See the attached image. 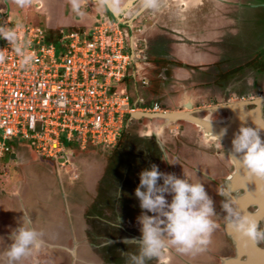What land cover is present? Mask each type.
<instances>
[{
	"label": "flooded vegetation",
	"instance_id": "af4514ba",
	"mask_svg": "<svg viewBox=\"0 0 264 264\" xmlns=\"http://www.w3.org/2000/svg\"><path fill=\"white\" fill-rule=\"evenodd\" d=\"M0 3L3 5L2 0ZM43 4L49 12L48 20L52 25L62 23L71 27L75 22H81L82 17L72 11L69 0H43ZM94 6L97 8L95 0H86L81 9L84 13L82 23L90 22L87 10L95 9ZM126 8L129 14L115 16V20L126 30L124 35L134 42L135 63L130 66L139 82L146 79L144 70L153 55L183 57L199 65V71L207 76L215 72L211 65L221 60L218 55L224 53L221 46L227 41L226 36L232 37V41L247 39L246 43L251 40L250 36L264 38L258 22L248 25L239 16L241 10L257 11L262 8L264 11L259 0H163L158 11L143 12L136 10V0H127ZM68 11L72 17H66ZM216 13H221V16H216ZM99 14L110 19L106 12L100 11L97 15ZM93 19L94 17L92 21ZM210 38L212 39L207 42L206 39ZM170 48H174V51ZM255 49L254 47L249 51L247 57H252ZM227 65L224 64L225 67ZM174 79L178 80V77ZM175 80L168 84H175ZM211 93L214 98L206 101ZM259 95H264V72L259 69H245L235 74L220 94L213 88H208L204 95H193L197 106L192 109L200 108L202 103L212 106L215 99L219 102L216 105H220L223 96L226 103L241 99L253 101ZM145 102L154 103L153 95H148ZM188 103L190 102L185 100L184 105ZM173 110H176V106ZM262 111L264 114V106ZM194 115L204 118L206 113L197 112ZM211 117L213 120L225 118L226 114L216 111ZM143 121L145 119L129 121L128 131L123 133L119 142L121 149L113 156L98 153L71 156L70 167L76 171L72 175L57 165L53 167L59 172L70 211H84L88 215L85 219L86 234L94 242L86 252L79 248L71 262L84 264L81 261L85 260L92 264H125L121 253L137 251L133 238L141 235L140 225L137 223L141 209L139 200L135 197V189L140 182L139 174L145 169L150 170L151 165L155 164L161 173L175 174L177 178H186L190 183L204 184L206 192L214 202L216 215L212 219L218 225L203 251L180 254L170 247L165 252L166 264H220L222 258L235 254L233 243L225 232V224L229 218L224 213L222 204L225 203L226 195L237 197L244 194L242 189H229L226 186L227 176L236 169L235 161L230 158L221 142L205 140L202 132L189 123L178 122L160 130V120L147 121L148 123ZM140 128H145L143 134L148 133L147 137L139 136ZM157 133L159 140L156 138ZM140 148L144 150L139 151ZM162 156L166 159H162ZM89 159L92 163L88 162ZM96 160L103 164L99 165ZM158 185H163V180L158 181ZM166 199L171 203L172 196L166 194ZM256 209L254 205L248 207L250 212ZM258 225L264 229V221ZM257 244L264 246V242ZM53 255V251H50L42 256L48 259L47 264H67L62 257ZM147 264L159 262L153 259Z\"/></svg>",
	"mask_w": 264,
	"mask_h": 264
},
{
	"label": "built area",
	"instance_id": "2783aa9c",
	"mask_svg": "<svg viewBox=\"0 0 264 264\" xmlns=\"http://www.w3.org/2000/svg\"><path fill=\"white\" fill-rule=\"evenodd\" d=\"M16 23L7 16L0 25ZM22 25L19 38L34 56L30 67L22 68L0 39V49H7L0 63V161L19 141L66 169L73 149H114L134 112L166 111L131 101L123 86L130 55L116 22L99 14L87 29L55 30L53 41L42 28Z\"/></svg>",
	"mask_w": 264,
	"mask_h": 264
},
{
	"label": "clouds",
	"instance_id": "9594fccd",
	"mask_svg": "<svg viewBox=\"0 0 264 264\" xmlns=\"http://www.w3.org/2000/svg\"><path fill=\"white\" fill-rule=\"evenodd\" d=\"M32 2L33 0H12L19 8L27 7ZM69 3L77 15L84 14L81 9L86 0H69ZM95 3L99 11L110 12L113 16L129 14L127 0H95ZM162 3L163 0H136V10L158 11ZM22 28L19 21L14 27L0 25V39L7 41L8 46L19 57L20 66L28 68L34 56L19 38ZM6 56L7 49H0V63ZM226 131L222 129L211 139L221 141ZM233 137L230 155L249 176L264 180V140L261 139L260 130L242 125ZM162 159L165 160L166 157L162 156ZM160 180H163V185H158ZM139 181L135 197L139 200L141 209V215L137 217L141 235L133 238L137 246L136 252L121 253L125 264H147L153 259L159 264H166L165 252L170 247L180 254L203 251L218 227L212 219L216 215L214 202L204 184L190 183L188 179L177 178L175 174L161 173L155 164L151 165L150 170L145 169L139 174ZM166 194L172 196L171 203L167 201ZM222 209L229 218L230 226L237 233L253 243L264 242V229L250 216L241 215L227 203L222 204ZM31 223V218L24 214L20 226L11 232L9 239L12 243L3 253L6 264H19L22 259L31 255L33 249L40 248L41 234L30 227Z\"/></svg>",
	"mask_w": 264,
	"mask_h": 264
},
{
	"label": "crops",
	"instance_id": "0c3cea01",
	"mask_svg": "<svg viewBox=\"0 0 264 264\" xmlns=\"http://www.w3.org/2000/svg\"><path fill=\"white\" fill-rule=\"evenodd\" d=\"M34 3L37 4L38 7L44 6L43 0H34ZM0 9L3 13L6 12L4 11L3 5ZM27 9L30 10L31 7L28 6ZM91 10L95 9L91 8ZM99 12L100 11L97 9V11L92 14L87 10L90 22L87 24L82 23L83 15H78L80 18L82 17L81 22H75L73 26H76L79 29L89 28L92 24V18ZM9 16L13 21H19L17 17H14L11 13ZM48 19L49 12L47 25L51 30H54V26ZM68 28L69 27L65 30H68ZM54 32L55 31H48L49 34H53ZM132 62L135 61L132 60ZM132 62L131 66L133 65ZM131 66L129 67V73L127 76L130 80L128 83H131L130 85H137V83H140L146 92L149 85L148 80L143 79L140 82L137 81L135 72L131 71ZM147 97L148 95H146V99ZM146 99L142 100L144 104H146ZM151 104L152 103L146 105ZM147 121L149 122V120L143 122L148 123ZM128 126L129 121L124 132L128 131ZM144 129L140 128L138 132L141 138L148 136V133L143 134ZM143 145L146 147L145 144ZM27 150L25 152L22 150L16 151L11 149V152L7 155L20 166L26 162L27 165L24 166H27V170L22 173V176L20 177L17 175L13 176L12 181L15 184L12 191L3 192V190H0V252L4 250L6 251L8 245L12 243L9 239L10 234L20 226L25 214L27 217L31 218L32 223L30 227L34 228L41 234L40 239L42 244L40 248L33 249L31 255H44L47 254V252L53 251V256H60L66 260L67 264H74L71 262V258L75 259V252L78 251L79 248H81V250L83 249L82 252H86V250H89V246L94 243L87 238L86 234L87 224L85 219L88 215L84 211L74 213L70 211L66 194L62 189L63 187L59 178V172L55 171L47 163H38L37 156H35L33 151H31L29 147H27ZM141 150L144 149L140 148L139 151ZM15 177H17V179L14 181ZM1 256H3V254ZM1 258L5 257L3 256ZM26 258L22 259L19 264H22ZM81 262L84 264H92L85 260H82Z\"/></svg>",
	"mask_w": 264,
	"mask_h": 264
},
{
	"label": "water",
	"instance_id": "95a60500",
	"mask_svg": "<svg viewBox=\"0 0 264 264\" xmlns=\"http://www.w3.org/2000/svg\"><path fill=\"white\" fill-rule=\"evenodd\" d=\"M109 15L110 20L116 22L120 27L121 31L126 32L125 29L115 20L110 12H106ZM140 13L138 12L137 15ZM126 43L128 45V51L130 53V62L133 60L134 42L132 39L125 36ZM133 64L135 62H132ZM165 68L161 71V77L163 80L166 79ZM228 88L225 90L224 96ZM136 92V90H135ZM139 97L136 96V100ZM253 106V108H249ZM264 106V97H257L253 101L249 100H236L227 101L220 105L205 107L202 109L193 110V104L190 102L187 105H181L176 110H167L161 113L145 114L134 112L130 115L132 120H149L158 121L160 120L161 126L160 130L169 127L172 124L178 122L189 123L196 128H198L203 135L205 140L211 139L212 136L218 135L222 129H226V135L221 138V142L226 150L231 154V141L234 138L233 134L236 133L239 127L249 126L257 128L260 130L261 139L264 140V114L262 108ZM224 112L226 114L225 118L212 119L211 115L204 118L195 116L197 112H205L212 114L215 112ZM159 134L156 135V138ZM159 140V137H158ZM218 141V140H214ZM161 143V141H159ZM163 147V144H160ZM235 161L236 169L229 175L225 182L226 186L230 188H238L244 191V194L237 197L225 196V203H227L234 211L240 213L241 215L250 216L257 224L264 221V180H259L254 177L249 176L247 171L239 165L237 160H235L232 155H230ZM62 160H59L61 162ZM249 179L248 188L244 181ZM258 183V186H257ZM253 186V187H252ZM256 206L257 209L253 212L248 210L249 206ZM225 232L227 236L233 243L235 254L231 257L222 258L220 264H264V246H259L257 243H253L246 237H243L237 233L229 224V221L225 224ZM0 252V264H6V259L1 258L3 253Z\"/></svg>",
	"mask_w": 264,
	"mask_h": 264
},
{
	"label": "rangeland",
	"instance_id": "374dc122",
	"mask_svg": "<svg viewBox=\"0 0 264 264\" xmlns=\"http://www.w3.org/2000/svg\"><path fill=\"white\" fill-rule=\"evenodd\" d=\"M259 2H260V6H264V0H259ZM11 3H12V0H3L4 11L8 12L9 14L11 13L14 17H17L19 22L22 23V24H28V25L38 26V27L42 28L48 34V35H46V40L47 41L49 39L51 41L55 40L54 37L51 36L48 33V31L51 30V29L47 25L48 11H47L46 7H44V6L38 7V5L34 3V0L29 5L31 7L30 10L27 9L28 6L24 7V8H19L14 3L13 4H11ZM1 6L2 5L0 3V7ZM94 7H95V10H90V13H92V14L97 11L96 6H94ZM1 13H3V11H1V9H0V14ZM239 13H240L239 14L240 19H243L244 22H246L248 25H250L252 23H255V22H258L259 25H260L259 27L261 28V31L263 30L262 33H261V36L264 37V34H263V32H264V27H263L264 26V11L262 10V8H260L257 11L250 10V9L249 10H241ZM69 16L72 17V14L70 13V11H68L66 13V17H69ZM216 16H221V13L220 14L216 13ZM53 26H54L53 28L55 30H65V29H67V25H64L62 23L54 24ZM226 37L228 38L227 41L226 42L224 41L225 44L223 43V45L221 46V47L224 48V51H223L224 53H221L218 56L221 57V60L222 59L226 60L228 58L229 59L231 58V61L229 62V65H230V63H231V65H235V63H237L240 58H247L248 55L241 54V53L239 54L237 50H243L244 48L245 49L250 48L248 50V52H249V51H252V49L254 47L258 48L264 43V38H259L258 36H254V37L250 36L251 40H253V42L251 40H249V42H247V43H246L247 39H245L243 41L241 39H237V40L234 39L232 41V39H233L232 37H230V36H226ZM211 39L212 38L206 39V40L208 42ZM256 39H258V40L260 39V40L255 45L254 43H255ZM250 42L252 44H250ZM209 46H211V45L209 44ZM216 50H218V49L216 48ZM175 51L177 52V49ZM151 58H153V56H151L150 59ZM223 67L227 68L228 65L225 67L224 64H223ZM179 70H180L179 72L176 71L175 75H173L170 78H168L166 76V74H165L166 79L163 80L164 83L162 84L165 95L161 97V100H163V102H165V103H168V102L172 103V104L174 103V106H176V109L179 106L183 105L185 100L191 102L193 104V106H195V105L197 106V102H195V99H194L193 95H195V96L204 95L206 93L207 89L210 88L209 86H207L205 84V82L207 81V76H204V74H202L198 70L197 72H195V75L191 77L190 73L186 72L187 70H184V69H179ZM195 76H196V78H195ZM160 77H161V73H160ZM174 77H178L179 81L175 80ZM199 78H200V80H199ZM171 80H175V84H173V85L168 84ZM190 80L192 82H190ZM201 81L203 82V85L199 86L197 83H200ZM178 83H180L181 85L178 86L177 85ZM130 84L131 83H128V84L124 83L123 86L126 87L127 93L130 96L131 101H135L136 100V96L139 97L142 100L146 99L145 89L140 85V83H137V85L136 84L135 85L134 84L130 85ZM194 84H196L198 86L197 89L193 88ZM135 90H136V92H135ZM197 90H198V92H196ZM178 91H179V93H178L177 99H176L175 95H176V92H178ZM180 92H181V96H180ZM209 93H210V91H209ZM209 96L213 97L212 93ZM258 97H264V95H259ZM208 100H206V101H208ZM216 103H219V102L218 101H216V102L214 101L212 106H216ZM222 103H225V97L224 96H223L222 100L220 101V104H222ZM217 105H219V104H217ZM174 106H172L171 109H167V110H173ZM212 106L211 105L208 106L207 103H202L200 108H193V110L202 109V108H205V107H212ZM209 115H212V114L206 113V116H209ZM173 125L174 124H172L170 126H173ZM10 147H11L12 150H16V151L17 150H19V151L22 150V151L26 152L28 146L25 145V144L24 145L21 144L19 141H12V144H10ZM119 149H121V146H119ZM104 152L105 153H103V155L104 154H106V155L109 154L110 156L114 155V154H112V151L110 149H104ZM93 159L94 158H92V162L94 161ZM90 161L91 160L89 159L88 162H90ZM92 162H90V163H92ZM95 162L98 163L99 165H101V163H102V162H99L98 160H96ZM24 165H27V163L25 162V163L21 164V166H22L21 167L19 164L15 163L11 157H8V156H5L0 161V190H3V192L12 191V189L14 188V184H15L12 181L13 176H15V175H17L19 177L22 176V173H24L27 170V166H24ZM106 166H107V164H106ZM65 170H67L70 175L76 173V171L73 169V167H70V166H68L67 169H65ZM16 179H17V177H15L14 181ZM34 259L35 260L37 259V261H35ZM47 262H48V259L45 256H42L40 254L39 255H36V254L34 255L33 254V255H30L28 258H26L22 264H47Z\"/></svg>",
	"mask_w": 264,
	"mask_h": 264
},
{
	"label": "trees",
	"instance_id": "16d2710c",
	"mask_svg": "<svg viewBox=\"0 0 264 264\" xmlns=\"http://www.w3.org/2000/svg\"><path fill=\"white\" fill-rule=\"evenodd\" d=\"M264 8V6H263ZM9 16L8 12H5L3 14H0V24L2 22L3 17ZM79 29L76 26H72L68 28V31L72 30H77ZM259 42V40L255 41V45ZM172 51H174V48H170ZM243 49V50H237L238 53L240 54H247L248 50ZM236 51V52H237ZM182 57H165V56H157L153 55V58L150 59V64L145 68L144 70V76L148 80V87L146 89L145 94L146 95H153V100L155 103H158L160 107L163 110L171 109L174 103H165L163 100H161V97L165 95L164 89L162 84L164 83L163 79L160 77V73L162 69H166L165 74L168 78L172 77L175 75V72L178 71L177 69H184L187 70L186 72H189L191 77L195 75V72H197L199 69V65L194 64L190 62L189 60L182 58ZM231 61V58L226 59V60H220L217 61L216 63L212 64V68H215V72L207 75V81L205 84L209 86L210 88H213L217 93H221L222 90L225 88L226 84L234 77L235 74L243 72L245 69H259L260 71L264 72V43L260 47H256V49L253 52L252 57H247V58H240L235 65H229V62ZM227 63L228 67L224 68L223 64ZM196 78V76H195ZM200 80V78H199ZM130 82L129 78L124 79V83ZM199 86L203 85V82L201 81L200 83H197ZM197 85L194 84L193 88L197 89ZM198 92V90L196 91ZM179 91L176 92L175 98L177 99ZM213 98V97H209ZM209 98H206L208 100ZM216 101V99L214 100ZM120 144L118 143L114 149H111L112 154L118 153ZM30 148V147H29ZM31 151H33L30 148ZM98 153V154H103L105 153L104 150L100 147H91L88 148L84 151H78L76 149H73L72 151V156L77 157L80 156L81 154H88V153ZM34 153V151H33ZM35 154V153H34ZM35 156H37L35 154ZM37 161L41 163H47L51 167L56 166L55 160H49L45 159L42 157L37 156Z\"/></svg>",
	"mask_w": 264,
	"mask_h": 264
},
{
	"label": "bare ground",
	"instance_id": "6f19581e",
	"mask_svg": "<svg viewBox=\"0 0 264 264\" xmlns=\"http://www.w3.org/2000/svg\"><path fill=\"white\" fill-rule=\"evenodd\" d=\"M243 184H245L248 188H250V186H249V184H250L249 179H247V181H244ZM257 186H258V183H257ZM250 190H251V188H250Z\"/></svg>",
	"mask_w": 264,
	"mask_h": 264
}]
</instances>
